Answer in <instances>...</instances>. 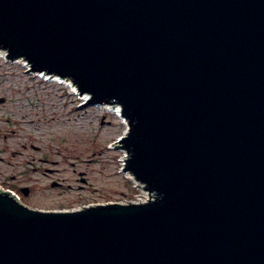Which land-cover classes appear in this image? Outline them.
Returning a JSON list of instances; mask_svg holds the SVG:
<instances>
[{
    "label": "water",
    "instance_id": "water-1",
    "mask_svg": "<svg viewBox=\"0 0 264 264\" xmlns=\"http://www.w3.org/2000/svg\"><path fill=\"white\" fill-rule=\"evenodd\" d=\"M0 50L120 104L148 193L47 210L0 189V264H264V0H0Z\"/></svg>",
    "mask_w": 264,
    "mask_h": 264
},
{
    "label": "rangeland",
    "instance_id": "rangeland-1",
    "mask_svg": "<svg viewBox=\"0 0 264 264\" xmlns=\"http://www.w3.org/2000/svg\"><path fill=\"white\" fill-rule=\"evenodd\" d=\"M5 57L0 51V189L47 210L147 199L122 171L126 151L114 149L126 120L105 105L81 106L78 91Z\"/></svg>",
    "mask_w": 264,
    "mask_h": 264
},
{
    "label": "bare ground",
    "instance_id": "bare-ground-1",
    "mask_svg": "<svg viewBox=\"0 0 264 264\" xmlns=\"http://www.w3.org/2000/svg\"><path fill=\"white\" fill-rule=\"evenodd\" d=\"M1 51V50H0ZM3 54L5 53V51L3 50V51H1ZM15 62H21V64H23L24 66H26V65H28L27 63H26V61H24L23 59H17V60H15ZM26 64V65H25ZM26 68H27V66H26ZM28 68H29V65H28ZM38 76H40V77H43L44 79H47V80H50V81H53V82H55V81H57L58 83H62V85H64V86H67V87H69L72 91H74L75 93H76V90H77V87L75 86V84L72 86V80L71 79H68V78H66V79H64V80H60V78L58 77V76H54L53 78H51L52 77V75H47V74H45V73H38L37 74ZM51 78V79H50ZM79 92V91H78ZM80 93V92H79ZM82 97H84V99H89L90 98V94H88V93H86V94H83V95H81ZM99 105V104H98ZM106 107H107V109H110V110H112V111H114V114L115 115H117V116H120L121 118H122V116H121V107H120V104H114V105H105ZM104 109H105V107H104ZM125 120H126V118H124ZM125 124H126V127H127V129H128V122H127V120L125 121ZM126 133V132H125ZM128 133V132H127ZM127 134H125L124 136H126ZM123 136V137H124ZM123 137L121 138V140L123 139ZM120 140V141H121ZM126 153V152H125ZM125 157L126 156H124V159L123 160H125ZM129 174V173H128ZM130 175V174H129ZM131 176V175H130ZM139 187H141V185L139 186ZM144 201V200H143Z\"/></svg>",
    "mask_w": 264,
    "mask_h": 264
},
{
    "label": "flooded vegetation",
    "instance_id": "flooded-vegetation-1",
    "mask_svg": "<svg viewBox=\"0 0 264 264\" xmlns=\"http://www.w3.org/2000/svg\"><path fill=\"white\" fill-rule=\"evenodd\" d=\"M84 181H85V179H84Z\"/></svg>",
    "mask_w": 264,
    "mask_h": 264
},
{
    "label": "trees",
    "instance_id": "trees-1",
    "mask_svg": "<svg viewBox=\"0 0 264 264\" xmlns=\"http://www.w3.org/2000/svg\"><path fill=\"white\" fill-rule=\"evenodd\" d=\"M19 191V190H18Z\"/></svg>",
    "mask_w": 264,
    "mask_h": 264
}]
</instances>
